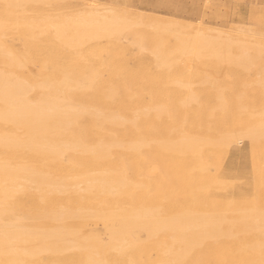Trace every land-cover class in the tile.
Returning a JSON list of instances; mask_svg holds the SVG:
<instances>
[{
	"label": "bare ground",
	"instance_id": "obj_1",
	"mask_svg": "<svg viewBox=\"0 0 264 264\" xmlns=\"http://www.w3.org/2000/svg\"><path fill=\"white\" fill-rule=\"evenodd\" d=\"M97 4L0 0V264H264V11Z\"/></svg>",
	"mask_w": 264,
	"mask_h": 264
},
{
	"label": "rangeland",
	"instance_id": "obj_2",
	"mask_svg": "<svg viewBox=\"0 0 264 264\" xmlns=\"http://www.w3.org/2000/svg\"><path fill=\"white\" fill-rule=\"evenodd\" d=\"M95 2L102 4H97L98 6H116L121 9H131L134 11L132 13L140 12L141 14L144 12L145 14L162 15L222 29H228L233 24L246 28L255 26L256 28L257 25L250 18V13L255 10L264 11V0H94V4H96ZM103 3L105 4L103 5ZM255 28L251 27L250 29ZM237 143L239 144H235L234 149L239 158H236L235 161L242 160L248 149L246 140Z\"/></svg>",
	"mask_w": 264,
	"mask_h": 264
}]
</instances>
